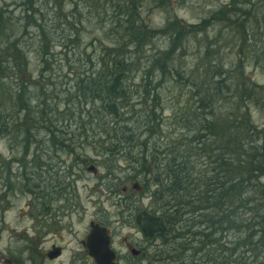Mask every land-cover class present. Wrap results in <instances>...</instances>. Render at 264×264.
I'll use <instances>...</instances> for the list:
<instances>
[{
    "label": "trees",
    "instance_id": "16d2710c",
    "mask_svg": "<svg viewBox=\"0 0 264 264\" xmlns=\"http://www.w3.org/2000/svg\"><path fill=\"white\" fill-rule=\"evenodd\" d=\"M67 1L74 20L79 17L77 2ZM95 2L102 3L95 19L102 24L106 40L93 49L92 56L85 50L78 53L75 62H86L88 71L72 75L71 89L63 92L65 104L75 100L72 112L65 109L68 119H72L74 108L89 106L83 115L85 122L79 119V111L74 130L70 129L72 120H66L64 126L62 121L53 124L50 118L64 119L55 114L60 98L51 93L53 89L38 87V82L32 84V91L21 81L16 88H0V135H14L12 140L20 137L17 142L22 152L15 161L21 171L20 183L32 194L42 190L43 180L38 176L41 158L37 153L29 156L28 151L38 144V128L45 133L47 143L62 151L68 150L65 143L78 132L85 143L90 139L101 146L99 157L103 162L109 165L121 161L127 174L141 184L142 193L149 194L150 201L144 208H137L136 198L126 205L129 224L146 244L129 264H264V84L244 79L240 59L243 45L248 43L251 53H257L252 56L254 64L264 75V0H259V11L249 1L235 6L231 0L196 25L183 26L174 17L173 21L166 18L158 29L143 21L140 12L149 7L167 8L171 0ZM17 7H23V3ZM29 8L25 5L23 17L16 20L15 29L9 33H5L4 19H14L3 18L6 14L0 8V48L11 49V59L2 60L0 66L16 69L18 75L11 72L14 76L22 74L27 57L21 43L31 24L38 39V79L49 82L54 50L66 51L67 45L77 46L82 40L66 23L57 38L55 29L47 30L36 23V10L32 5ZM20 19L23 24L16 27ZM212 22L236 31L240 42L234 54L240 60L225 72L216 60L222 47L212 42L201 48L202 64L197 63L184 77L183 70L173 67L175 54L184 49L181 40L191 29L203 24L206 28ZM251 28L258 39L248 32ZM158 39L164 45L154 49L152 42ZM66 54L63 60L69 68ZM235 71L239 75L233 81L231 74ZM11 73L8 77L13 76ZM154 73L159 78L155 85L167 79L182 84L192 100L187 108L172 113L175 137L162 135V109L155 108L157 92L146 90ZM136 78L141 92L132 84ZM134 94L138 105L145 106L147 100L151 105L135 111L131 103ZM252 112L263 123L256 124ZM57 133L62 136L59 143H55ZM27 156L31 172L24 167ZM109 167L105 166L107 174Z\"/></svg>",
    "mask_w": 264,
    "mask_h": 264
},
{
    "label": "rangeland",
    "instance_id": "374dc122",
    "mask_svg": "<svg viewBox=\"0 0 264 264\" xmlns=\"http://www.w3.org/2000/svg\"><path fill=\"white\" fill-rule=\"evenodd\" d=\"M74 1L77 2L79 17L77 15V18L73 20L70 18L72 8L67 0H58L56 3L55 0H0V8L6 14L3 18L7 16L14 19L13 22L7 18L4 19L8 27V29L6 27L5 33H9L10 29H15L16 20L23 17L25 5L28 9L32 5L36 10L34 15L36 23L42 24L47 30L55 29L57 38H59L65 23L70 24L71 31L78 32L79 38L82 40L81 44L73 45V47L72 44L67 45L66 51L64 49L59 50V48L54 50L52 65L54 67H52L49 82L46 79H38L40 62L37 53H35L38 39L31 24L27 29V34L22 39L23 43H21L22 50L26 51L27 57L26 68L23 69L21 78L13 75L15 73L18 75L16 69L0 66V88L5 90L16 88L15 84L21 81L26 84V87H30L31 91L32 84L37 82L38 87L53 89L51 93H56L60 98L55 114L61 115L64 119L61 120L60 116L58 121L56 118H47L53 124L62 121L63 126L66 125V120H69V123L74 121V124L72 123L70 126L71 130H74L77 125V112H81L79 119L84 120V112L89 110V106L83 104L78 109L74 108L72 119H68L70 118L68 117L69 112H65L66 108L72 112L75 101L70 100L68 105L63 101V92L66 89H71V84H73V79L70 81L72 75L88 71L86 62L83 60L78 63L75 62L76 56L82 50L92 56L93 49L96 50L98 45H102V41L106 40L103 38L102 24L99 23L98 19H95V14L100 10L98 6L100 7L102 3H97L95 0ZM230 1L171 0L167 8H144L140 12V16L153 29L161 28L166 18L173 21L174 17L183 26L196 25L201 20L205 21V18H208L221 7L228 6ZM241 1H249L251 7L254 6L253 8L257 11L261 9L259 0H233L235 6H239L238 3ZM21 3H23V7H17V4ZM212 17L215 19V16ZM22 24L23 20L20 19L16 23V27L22 26ZM204 28L203 24L198 28L201 31L197 28L191 29L188 35L181 40L184 49L175 54L177 57L173 66L175 70L179 72L183 70L184 77L189 75L197 63L198 65L202 64L199 63L202 57L201 48L216 42V46L222 47L216 60L223 66L225 72L230 66L242 59L244 79L253 84H264V75L261 74V70L256 68L257 65L253 61V57H256L257 53H251L252 48L246 46L248 43L244 44L242 48V55L244 56L236 59L234 53L240 42V37L235 30L226 28L218 22H212ZM202 31L204 32L201 33ZM248 32L250 35H252L251 33L254 34L252 28ZM255 34L252 35L254 40L255 38L258 39V35ZM242 37L244 36L242 35ZM163 45L164 43L158 39L152 42L151 47L156 49L157 47L162 48ZM8 51H5L3 47L0 48V62L10 58L11 49ZM246 53H249L250 56ZM64 54L69 59V68L63 60ZM73 60L75 63H71ZM202 61L207 62L204 59ZM77 64H80V67ZM9 73L13 76L8 77ZM238 75V71L233 72L231 79L237 80ZM156 76L154 73L152 78L149 77L150 82L146 90L151 93L152 89H155L157 92L158 103L155 108L162 109L160 114L162 121H164L162 135L175 137L177 132L174 131L172 113L188 107L192 104V100L182 84H175L167 79L155 85L154 83L159 79ZM132 84H134V88L141 86L139 78H136ZM138 91L141 92V87ZM136 98L137 95L134 94L131 101L135 111L151 105L149 100L145 106L138 105V98ZM47 103L49 104V102ZM251 116L256 124L263 123V119L257 113L252 112ZM35 132L38 134V144L31 145L28 151L29 156L37 153L41 158L42 168L41 174L38 173V176L41 175L43 185L40 182L42 190L37 189L38 191L33 192V194L25 190L22 182L20 183L21 171L15 162L22 152L17 142L20 137L12 140L11 137L14 135L11 137L4 134L0 135V264H93L90 258L86 256L83 247V239L88 231L89 222L98 223L107 229L112 250L117 258L115 264H129L131 260L140 255L141 247L146 244L137 230L129 224L126 205H129L132 200L138 199L136 200L137 208H144L150 201L149 194L142 193L141 184L130 177L131 173L127 174L121 161L110 162L109 167L107 163L103 162L102 157H99L101 146L94 141L90 142V139H87L88 142L85 143L78 136V132H74L72 141L65 143L68 150L64 149L63 151L58 149L57 145L52 147L50 143H47L45 133L39 128ZM59 136L61 134L57 133L55 143H59L61 139ZM157 143H161L159 139ZM29 160L30 157L28 156L23 159L27 172L33 170L28 163ZM105 166L109 167V174L106 173ZM5 170L8 171L6 174L3 173ZM56 185L57 187H55ZM131 249L137 251V254L133 255L130 252Z\"/></svg>",
    "mask_w": 264,
    "mask_h": 264
},
{
    "label": "water",
    "instance_id": "95a60500",
    "mask_svg": "<svg viewBox=\"0 0 264 264\" xmlns=\"http://www.w3.org/2000/svg\"><path fill=\"white\" fill-rule=\"evenodd\" d=\"M83 247L86 256L93 264H115L116 255L112 250L110 236L104 226L89 222L88 231L83 239Z\"/></svg>",
    "mask_w": 264,
    "mask_h": 264
},
{
    "label": "flooded vegetation",
    "instance_id": "af4514ba",
    "mask_svg": "<svg viewBox=\"0 0 264 264\" xmlns=\"http://www.w3.org/2000/svg\"><path fill=\"white\" fill-rule=\"evenodd\" d=\"M99 225H100V224H99ZM131 251H134V250H132V249H131ZM131 251H130V252H131ZM131 253H132V252H131ZM132 254H133V255H135V254H137V252H135V253H132ZM115 255H116V254H115Z\"/></svg>",
    "mask_w": 264,
    "mask_h": 264
}]
</instances>
